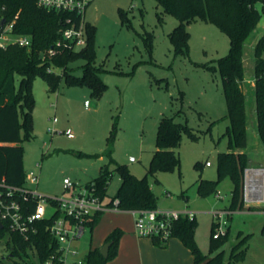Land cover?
<instances>
[{
  "label": "rangeland",
  "instance_id": "rangeland-1",
  "mask_svg": "<svg viewBox=\"0 0 264 264\" xmlns=\"http://www.w3.org/2000/svg\"><path fill=\"white\" fill-rule=\"evenodd\" d=\"M258 9L262 10L261 4ZM85 19L96 26L92 64L105 89L98 96L87 84L71 85L62 80L59 90L52 93L42 77L35 78L34 136L23 143L26 176L31 172L40 175L38 185L32 188L45 196H62L65 178L84 186L102 170H113L118 165L144 177L156 150L161 117L176 116L178 122L192 127L199 139L193 141L183 135L177 149L180 170L149 176L159 199L157 210L195 213V239L203 254L213 257L223 251L227 264L233 247L248 236L245 256L239 264H264V203L251 206L257 210L247 206L244 210H230L234 182L229 176L219 179L218 155L228 150L226 130L230 123L225 119L228 108L221 74L217 68L209 67H217L218 60L229 54V37L214 24L197 20L187 26V52L176 53L170 34L179 21L163 13L156 0H94ZM263 34L264 12L245 46L246 152L250 169L264 167V143L258 134L253 92V50ZM13 41L10 34L0 38L3 46ZM84 64L83 59L72 62V73L82 76ZM55 72L62 74L61 69ZM55 117L58 123L54 126ZM53 127L58 131L71 129L74 138L52 134ZM131 157L135 162H130ZM207 162L212 166L208 167ZM120 185V175L114 173L105 204ZM218 211H229L230 215L217 219L214 213ZM134 221L132 213L115 209L104 212L95 231L87 230L76 243L79 254L71 256L68 264L84 261L111 226L133 229ZM219 221L221 231L229 232L228 240L210 254L212 225ZM8 255L7 249L0 247V260ZM15 260L7 263L15 264ZM23 260L27 262L28 257L23 255Z\"/></svg>",
  "mask_w": 264,
  "mask_h": 264
},
{
  "label": "trees",
  "instance_id": "trees-1",
  "mask_svg": "<svg viewBox=\"0 0 264 264\" xmlns=\"http://www.w3.org/2000/svg\"><path fill=\"white\" fill-rule=\"evenodd\" d=\"M163 13L172 14L179 21L178 26L171 32L170 38L176 53L185 54L188 50L190 32L187 26L197 20L212 23L224 32L230 40V52L218 60L217 67L222 77L229 120L226 135L229 138L228 150L218 155L219 179L229 176L234 182L230 210H244L245 172L250 168L248 147V114L246 110L245 80V46L248 39L256 30L264 12V0H156ZM262 5V10L258 5ZM67 14L49 11L41 8L37 0H0V36L7 33L14 38L28 37L29 46H21L11 42L0 46V180H5L13 186L26 183L24 169V141L33 138L35 96L33 83L36 77H42L50 92H57L62 80L68 84H87L100 96L105 85L97 75L93 66L95 60L96 26L87 23V45L75 51L65 47L61 39V29L65 26ZM55 55L50 54V50ZM83 59V75L76 76L70 68L72 62ZM254 80L253 87L255 113L257 115L258 134L264 143V34L257 41L253 50ZM61 69L62 74L56 73ZM181 111L177 113L179 116ZM186 134L191 140L197 141L199 136L187 123L178 122L176 116L163 115L160 119L156 150L153 153L147 173L137 177L127 166L118 165L113 170H102L100 175L85 186L95 188L102 199L108 196V188L114 173L120 175L121 185L112 201L118 200L120 212L158 209V196L152 189L149 176L160 172L180 170L181 159L177 149L182 144ZM199 164H197L198 166ZM210 183L209 181L202 180ZM219 181V180H218ZM201 188V186H200ZM35 202L30 203L34 210ZM257 210V207H248ZM104 213L90 216L87 224L91 232L99 224ZM52 220L38 224V234L30 242L19 243L26 248L34 245L39 250V259L44 262L56 247L55 238L47 228ZM218 224L212 225V242L210 254L219 250L228 240L229 232L214 238ZM197 230L196 218L189 220L181 218L172 228V238L179 239L189 249L194 257L193 264H225L223 251L215 256L201 252L195 239ZM124 232L120 228L113 230L104 244H110L108 256L101 253V248L90 249L83 264H107L114 260L119 253L120 240ZM247 237L237 243L231 252L227 264H239L245 256ZM158 248L165 249L169 241L152 240ZM53 245V247H51ZM244 247V249H242ZM16 250L14 255L16 254ZM27 264H35L28 256Z\"/></svg>",
  "mask_w": 264,
  "mask_h": 264
},
{
  "label": "built area",
  "instance_id": "built-area-1",
  "mask_svg": "<svg viewBox=\"0 0 264 264\" xmlns=\"http://www.w3.org/2000/svg\"><path fill=\"white\" fill-rule=\"evenodd\" d=\"M94 0H37L39 7L49 11L67 14L65 26L61 29V41L65 47L79 51L87 45V22L85 19L86 11ZM12 29L10 25L7 33L0 36L4 38ZM21 46H29L28 37H17L14 41ZM0 46H3L0 44ZM51 55L55 52L50 50ZM260 78L264 79V75ZM255 84V80L253 81ZM88 106V102L86 103ZM58 123V119H53V124ZM52 134L66 135L68 138H74L71 129L58 131L53 127L50 129ZM135 162L134 158L130 159ZM209 167L211 163L207 162ZM259 172L264 174V169H247L244 200L247 207L260 205L264 203V194L255 181L253 184L249 181V174ZM40 175L31 172L26 176V183L22 186H13L5 180H0V247L7 249L9 255L1 258L0 264H8L7 260L18 258L15 264H27L23 260V255L31 256L35 264H68L71 256H77L79 250L76 243L79 242L89 230L87 224L90 216L96 213H104L110 209H118V200H110L105 204V198L97 195L95 188H88L72 182L65 178L63 186L65 193L62 196H45L37 189L32 188L39 183ZM256 177H252L255 179ZM258 181V180H257ZM254 186V187H253ZM35 202L34 210H31L30 203ZM52 209V211H50ZM135 216V230L139 237L159 239L161 242H167L172 237V228L175 222L181 218L193 220L196 214L190 211H158L139 210L131 212ZM230 215L229 211H218L214 213L217 219H222ZM52 220L47 228L50 234L55 238L56 248L49 252L46 260L41 262L39 259V250L32 245L24 248L23 244L30 242L38 234V224L45 220ZM218 229L214 238L225 235L222 232L221 222L218 223ZM53 247V245H51ZM16 250V254L14 252ZM84 261H74L72 264H83Z\"/></svg>",
  "mask_w": 264,
  "mask_h": 264
},
{
  "label": "crops",
  "instance_id": "crops-1",
  "mask_svg": "<svg viewBox=\"0 0 264 264\" xmlns=\"http://www.w3.org/2000/svg\"><path fill=\"white\" fill-rule=\"evenodd\" d=\"M259 169H264V167ZM116 228L122 229L124 234L120 240L118 256L107 264H193L194 262V257L191 251L177 238L170 239L167 248L161 249L156 247L151 239L139 237L135 230V221L133 229L124 230L117 225L111 226L101 238H98L96 245L93 248H102L105 245L104 243L107 236Z\"/></svg>",
  "mask_w": 264,
  "mask_h": 264
},
{
  "label": "bare ground",
  "instance_id": "bare-ground-1",
  "mask_svg": "<svg viewBox=\"0 0 264 264\" xmlns=\"http://www.w3.org/2000/svg\"><path fill=\"white\" fill-rule=\"evenodd\" d=\"M252 177H256L252 179ZM258 180V181H257ZM249 181L253 184L255 181L257 182L258 189L262 191L264 194V174L259 172H254L249 174ZM254 187V186H253ZM264 198V196H263Z\"/></svg>",
  "mask_w": 264,
  "mask_h": 264
},
{
  "label": "water",
  "instance_id": "water-1",
  "mask_svg": "<svg viewBox=\"0 0 264 264\" xmlns=\"http://www.w3.org/2000/svg\"><path fill=\"white\" fill-rule=\"evenodd\" d=\"M260 170H263V169H260ZM0 227H1V225H0ZM109 247H110V244H105V245L101 248V253H102L105 257L108 256Z\"/></svg>",
  "mask_w": 264,
  "mask_h": 264
}]
</instances>
